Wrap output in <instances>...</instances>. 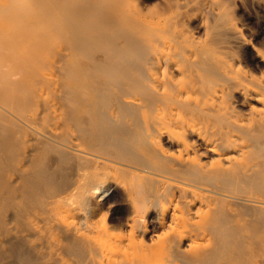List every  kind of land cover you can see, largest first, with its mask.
<instances>
[{"label": "bare ground", "instance_id": "6f19581e", "mask_svg": "<svg viewBox=\"0 0 264 264\" xmlns=\"http://www.w3.org/2000/svg\"><path fill=\"white\" fill-rule=\"evenodd\" d=\"M119 1L54 6L92 66L81 69L87 83H68L72 124L95 147L69 143L87 160L73 188L97 199L121 189L131 217L129 237L97 239L77 219L68 231L91 264H264V19L251 31L238 0H175L160 16L133 0V17ZM7 7L18 46L39 28L40 0ZM3 44L0 30V49L13 52Z\"/></svg>", "mask_w": 264, "mask_h": 264}, {"label": "rangeland", "instance_id": "374dc122", "mask_svg": "<svg viewBox=\"0 0 264 264\" xmlns=\"http://www.w3.org/2000/svg\"><path fill=\"white\" fill-rule=\"evenodd\" d=\"M61 1L40 0L39 28L17 46L19 39L9 33L14 26L11 10L7 0H0L3 45L13 49H0V264H91L88 250L68 231L75 219L82 230L93 224L92 236L97 239L101 231L112 236L130 234L127 220L131 217L121 189L111 188L99 199L75 191L85 157L74 154L69 143L78 142L84 150L95 147L72 124L68 83H87L92 76L81 69L92 66L87 51L75 45L53 14L55 4ZM174 1L135 0L134 7L160 16L173 10ZM251 1L255 0H238V19L256 31L251 21L264 19V0H256L255 6ZM118 3L127 16L133 17V0ZM193 13L198 19L199 12ZM69 48L74 49L72 60L65 56ZM33 117L40 136L26 125ZM44 155L49 167L47 161H41ZM47 168L49 172L41 175ZM36 218L42 219L39 225L34 223ZM147 220L145 240L151 244L157 239L152 226L156 222L154 216Z\"/></svg>", "mask_w": 264, "mask_h": 264}]
</instances>
